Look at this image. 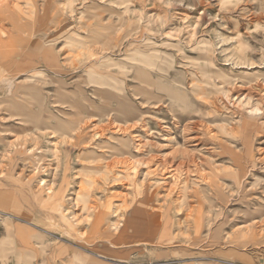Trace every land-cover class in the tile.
<instances>
[{
	"label": "rangeland",
	"instance_id": "obj_1",
	"mask_svg": "<svg viewBox=\"0 0 264 264\" xmlns=\"http://www.w3.org/2000/svg\"><path fill=\"white\" fill-rule=\"evenodd\" d=\"M0 264H264V0H0Z\"/></svg>",
	"mask_w": 264,
	"mask_h": 264
},
{
	"label": "bare ground",
	"instance_id": "obj_2",
	"mask_svg": "<svg viewBox=\"0 0 264 264\" xmlns=\"http://www.w3.org/2000/svg\"><path fill=\"white\" fill-rule=\"evenodd\" d=\"M13 84V83H12ZM42 241V240H41Z\"/></svg>",
	"mask_w": 264,
	"mask_h": 264
}]
</instances>
